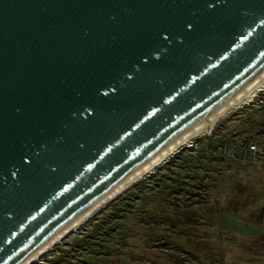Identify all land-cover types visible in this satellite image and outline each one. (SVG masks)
<instances>
[{
    "label": "water",
    "instance_id": "obj_1",
    "mask_svg": "<svg viewBox=\"0 0 264 264\" xmlns=\"http://www.w3.org/2000/svg\"><path fill=\"white\" fill-rule=\"evenodd\" d=\"M263 66L264 0H0V264Z\"/></svg>",
    "mask_w": 264,
    "mask_h": 264
},
{
    "label": "rangeland",
    "instance_id": "obj_2",
    "mask_svg": "<svg viewBox=\"0 0 264 264\" xmlns=\"http://www.w3.org/2000/svg\"><path fill=\"white\" fill-rule=\"evenodd\" d=\"M264 89L31 264H264Z\"/></svg>",
    "mask_w": 264,
    "mask_h": 264
},
{
    "label": "bare ground",
    "instance_id": "obj_3",
    "mask_svg": "<svg viewBox=\"0 0 264 264\" xmlns=\"http://www.w3.org/2000/svg\"><path fill=\"white\" fill-rule=\"evenodd\" d=\"M264 89V66L252 74L241 86L233 91L229 96L217 104L204 117L199 118L195 123L189 125L184 130L177 133L158 149L152 152L139 164L129 170L121 179L115 182L108 190L98 198L89 203L85 208L59 227L42 243L30 251L24 258L16 264H31L38 261L40 256L50 250L56 243L69 232L75 231L93 213L102 208L106 203L116 197L134 182L143 178L147 173L159 167L170 156L178 152L183 146L192 147L191 139L208 132L217 119L226 115L236 108L249 104L259 91Z\"/></svg>",
    "mask_w": 264,
    "mask_h": 264
},
{
    "label": "built area",
    "instance_id": "obj_4",
    "mask_svg": "<svg viewBox=\"0 0 264 264\" xmlns=\"http://www.w3.org/2000/svg\"><path fill=\"white\" fill-rule=\"evenodd\" d=\"M257 133L264 135V123H256L253 126V134L256 135ZM241 152L245 160L249 159V156L252 160H254L258 157H261V155H264V148H259V145L256 143V141H249L244 147L241 148Z\"/></svg>",
    "mask_w": 264,
    "mask_h": 264
},
{
    "label": "trees",
    "instance_id": "obj_5",
    "mask_svg": "<svg viewBox=\"0 0 264 264\" xmlns=\"http://www.w3.org/2000/svg\"><path fill=\"white\" fill-rule=\"evenodd\" d=\"M260 123H264V122H260ZM263 212H264V206H263Z\"/></svg>",
    "mask_w": 264,
    "mask_h": 264
}]
</instances>
